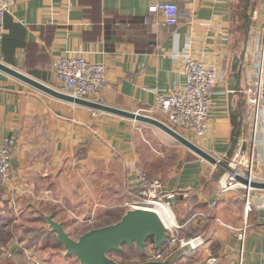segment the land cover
Listing matches in <instances>:
<instances>
[{
    "label": "crops",
    "instance_id": "obj_1",
    "mask_svg": "<svg viewBox=\"0 0 264 264\" xmlns=\"http://www.w3.org/2000/svg\"><path fill=\"white\" fill-rule=\"evenodd\" d=\"M157 1L15 0L5 14L0 61L57 89V58L73 54L103 62L106 84L87 98L165 120L155 107L157 92L184 84L186 53L202 58L218 68L219 78L208 132L195 142L221 158L241 129L237 145L247 138L242 161L253 154L254 177L264 179V117L255 124L242 92L264 68V0H167L179 4L174 25L165 23L162 12L149 11ZM253 8L240 85L231 88L232 64ZM161 133L172 137L154 125L60 99L0 69V141L15 138L0 195L2 253L12 241L17 252L35 248L22 230L48 226V214L73 235L96 211L130 204L139 190L137 172L144 169L162 180L163 192L179 191L171 206L177 232L187 238L192 229L196 237V247L181 260L264 264V188L251 190L246 211L244 187L224 190L223 178L214 180L215 165L178 140H169L173 158L169 146L155 147L151 139Z\"/></svg>",
    "mask_w": 264,
    "mask_h": 264
},
{
    "label": "built area",
    "instance_id": "obj_2",
    "mask_svg": "<svg viewBox=\"0 0 264 264\" xmlns=\"http://www.w3.org/2000/svg\"><path fill=\"white\" fill-rule=\"evenodd\" d=\"M14 1L0 0V39L7 32L5 14L12 8ZM149 11L162 12L165 23L171 25L176 24L180 18L179 4L175 1L162 0L154 2L149 6ZM143 20L148 22V16H145ZM54 65L57 78L61 84L60 89L75 96L88 97L91 94H97L106 84V66L103 62L91 61L82 55L71 54L57 58ZM183 71L186 76L184 84L167 93L157 92L155 107L165 113L166 118L164 121L166 123L195 141V139L203 137L208 132L212 89L219 78V70L202 58L186 53ZM242 92L246 94L247 105L252 112L255 124H257L259 119L264 117V68L258 69L256 73L249 77ZM14 144L15 138L12 136L5 137L0 141V195L10 177ZM245 151L240 150V148L236 150L230 162L231 165L232 162L234 164L231 167L233 173L225 172L221 186L224 190L232 187H244L246 189L245 209L249 211L252 208L250 193L254 187L235 179L236 173L255 178L252 171L253 154L251 160L249 159V162L245 163L242 161ZM243 165L247 167V171H244ZM136 179L139 183V190L136 199L131 202V207L160 205L171 209L169 202L164 197L174 198L179 191L163 192L162 180L159 177L151 176L144 169L138 170ZM183 194L187 195L188 192L185 191ZM166 226L170 234L167 241L158 249L154 247L153 243L152 248L143 253L146 254V259H164L176 247L189 241L196 247V237L184 238L179 236L177 232L179 224L176 218L171 225L166 224ZM246 230L247 225L245 223L239 232V238L242 242L246 236ZM169 250L171 251L169 252ZM216 262V257H210L199 264H216ZM239 264H243L242 259H240Z\"/></svg>",
    "mask_w": 264,
    "mask_h": 264
},
{
    "label": "water",
    "instance_id": "obj_3",
    "mask_svg": "<svg viewBox=\"0 0 264 264\" xmlns=\"http://www.w3.org/2000/svg\"><path fill=\"white\" fill-rule=\"evenodd\" d=\"M253 12L254 8L248 15V20L246 22V32L242 51L239 55L234 57L232 64L233 72L231 73L233 83L231 84V88H238L240 85V67L248 46ZM0 69L60 99L132 118L162 129L196 154L213 163L216 167L214 174V180L216 182L221 181L226 171L233 173V169L229 164L232 161L235 149L240 148V150L245 151L247 148V138H243L242 142L237 145L241 134L240 129L239 132L233 136L227 152L223 157L219 158L182 132L170 126L164 120L155 116L105 104L100 100L75 96L69 92L54 88L2 61H0ZM235 179L244 184L251 185L252 187L264 188V179L250 178L249 175L239 173L235 174ZM183 196L184 194L181 192L179 197L182 199ZM164 198L169 202L170 206H172L177 196L174 198L165 196ZM46 220L50 229L55 232L58 241L65 247L66 255L75 256L80 264H177L178 260L189 254L195 248L194 244L189 241L176 247L164 259H145L135 261L134 263L118 261L110 256L112 251H121L125 244L136 245L142 253H145L147 241L150 238H154V247L156 249L160 248L167 241L170 234L166 223H164L156 210L142 205L128 208L120 219L108 224L91 227L78 237H74L68 232L64 223L55 219L52 214H48Z\"/></svg>",
    "mask_w": 264,
    "mask_h": 264
},
{
    "label": "rangeland",
    "instance_id": "obj_4",
    "mask_svg": "<svg viewBox=\"0 0 264 264\" xmlns=\"http://www.w3.org/2000/svg\"><path fill=\"white\" fill-rule=\"evenodd\" d=\"M148 134L151 135L150 133ZM153 136L155 135L153 134ZM150 138L151 137L149 136V139ZM170 138L173 137H168L166 134L161 133L160 135H156L154 139L151 140H154L153 143L155 147H161V145L169 146V148H171L170 152H172L171 157L173 158L174 154L172 149L174 146L169 142V140H171L172 143H176V144H179V142L176 139H170ZM131 202H129L130 204L128 205L126 204L119 207L107 208L106 210L100 209V211H96L95 216L91 218V220L85 219L86 225L84 223L79 224L76 226L75 229L72 230L73 236L78 237L80 234H82L83 231L87 230L92 226L116 221L122 212L124 214L128 208H131L130 206ZM34 226L36 227V230H38V233L40 234L44 229L43 231L44 234L42 235V238L39 241L35 242L36 247L27 248L23 252H19V251L17 252L15 250L14 245L12 246V244H14L12 241L9 244L10 247L4 250L3 253L0 250V264H80L79 260L75 256L66 255L65 247L58 242L56 235L54 233L50 234L51 236H48L47 225H43V226L34 225ZM191 232L192 229L190 230V233ZM32 234L34 233L32 232ZM180 234L184 235L182 233ZM135 246L136 245L129 247L128 245H124L123 252L112 251L110 253V256L117 259L118 261H124L125 263H134L135 261L146 259L145 258L146 254L143 253L139 254L138 252H136L137 246L136 247ZM152 246H153V242L148 240L146 250L147 251L150 250ZM170 251L171 250H169V252ZM177 264H188V263L186 261L184 262L183 260H178Z\"/></svg>",
    "mask_w": 264,
    "mask_h": 264
},
{
    "label": "trees",
    "instance_id": "obj_5",
    "mask_svg": "<svg viewBox=\"0 0 264 264\" xmlns=\"http://www.w3.org/2000/svg\"><path fill=\"white\" fill-rule=\"evenodd\" d=\"M7 33V32H6ZM6 33L4 34V36H3V38L5 37V35H6ZM2 38V39H3ZM123 214V212L121 213V215ZM121 215L118 217V219H120V217H121ZM117 219V220H118ZM17 227V226H16ZM16 227H15V229H16ZM48 229V228H47ZM43 231H44V229H43ZM41 232V234L40 233H38V230H36V227H29V228H26V229H23L22 230V236H26V234H27V232H28V238H27V244L28 245H30V244H34L35 242H37V241H39L41 238H42V235L44 234V232ZM32 232L34 233V234H32ZM55 234V232H53V231H50L49 229H48V236H51L50 234ZM56 235V234H55ZM193 234L192 233H189L188 235H185V236H187V238H191V237H194V235L192 236ZM179 236L181 237V234H179ZM57 238V237H56ZM58 240V239H57ZM150 241H152L153 243H154V238L152 237V238H150L149 239ZM59 242V241H58ZM60 243V242H59ZM147 243H148V241H147ZM61 244V243H60ZM125 245H128L129 247H132V246H130L129 244H125ZM136 247V246H135ZM137 248V251L136 252H138L139 254H141L142 252L138 249V247H136ZM122 262H124V261H122Z\"/></svg>",
    "mask_w": 264,
    "mask_h": 264
},
{
    "label": "bare ground",
    "instance_id": "obj_6",
    "mask_svg": "<svg viewBox=\"0 0 264 264\" xmlns=\"http://www.w3.org/2000/svg\"><path fill=\"white\" fill-rule=\"evenodd\" d=\"M143 206L151 207L154 210H156L158 214L161 216L164 223H166L167 225H171V223L175 221V216L169 207L160 206V205H155V206L143 205Z\"/></svg>",
    "mask_w": 264,
    "mask_h": 264
},
{
    "label": "flooded vegetation",
    "instance_id": "obj_7",
    "mask_svg": "<svg viewBox=\"0 0 264 264\" xmlns=\"http://www.w3.org/2000/svg\"><path fill=\"white\" fill-rule=\"evenodd\" d=\"M124 246V245H123ZM130 246H133V245H130ZM122 252L124 251V248H122V250H121ZM121 251H119V252H121Z\"/></svg>",
    "mask_w": 264,
    "mask_h": 264
}]
</instances>
